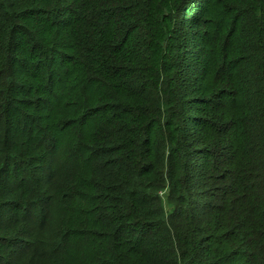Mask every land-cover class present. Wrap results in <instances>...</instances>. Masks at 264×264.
<instances>
[{"label": "trees", "instance_id": "1", "mask_svg": "<svg viewBox=\"0 0 264 264\" xmlns=\"http://www.w3.org/2000/svg\"><path fill=\"white\" fill-rule=\"evenodd\" d=\"M0 264H264V0H0Z\"/></svg>", "mask_w": 264, "mask_h": 264}, {"label": "rangeland", "instance_id": "2", "mask_svg": "<svg viewBox=\"0 0 264 264\" xmlns=\"http://www.w3.org/2000/svg\"><path fill=\"white\" fill-rule=\"evenodd\" d=\"M178 12H179V11L176 10L175 13H174V15H175L176 13H178ZM192 12H193V11H186V13L184 12L185 15H181V16H179V17H175V18H176L177 20H179V19H181V18H183V17H184V18H189V19H190V18H191V15H192ZM194 12H195V10H194ZM191 52L193 53L194 51L191 50Z\"/></svg>", "mask_w": 264, "mask_h": 264}]
</instances>
